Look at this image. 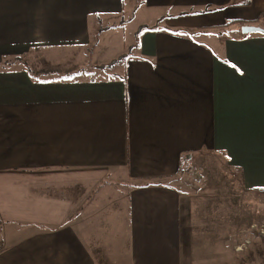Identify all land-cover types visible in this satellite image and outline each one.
<instances>
[{
	"label": "crops",
	"instance_id": "crops-1",
	"mask_svg": "<svg viewBox=\"0 0 264 264\" xmlns=\"http://www.w3.org/2000/svg\"><path fill=\"white\" fill-rule=\"evenodd\" d=\"M261 14L264 0H0V264H183L182 169L223 160L264 190V31H241ZM193 232L189 256L207 244Z\"/></svg>",
	"mask_w": 264,
	"mask_h": 264
},
{
	"label": "rangeland",
	"instance_id": "rangeland-1",
	"mask_svg": "<svg viewBox=\"0 0 264 264\" xmlns=\"http://www.w3.org/2000/svg\"><path fill=\"white\" fill-rule=\"evenodd\" d=\"M131 26H128V30ZM36 56H41V51ZM11 61L26 64L30 70H45L44 60L36 59L35 55L33 58L22 55ZM100 66L78 71V66L56 65L52 66V71L62 72L64 76H89L92 70ZM197 167L189 164L180 171L179 176L173 178V181L183 182L181 185L186 190L185 195L192 203V210L189 204L182 205V244L185 247L183 264H264V192L243 190L234 185V181L239 180L238 173L223 160L214 162L210 170L211 177ZM228 169L232 173L226 175ZM62 193L70 196L76 193V196L83 199V194L80 193V196L76 191ZM78 203L75 201V207ZM190 227L194 229L193 234L202 236L203 242L207 243L202 248L199 244V249L191 252V256L187 250V246L191 250ZM210 228L218 231L208 233L207 229ZM120 230L121 224L115 218L101 227V233L106 237L121 233ZM193 241L199 243L197 239ZM97 255L105 264H111L105 261L99 251Z\"/></svg>",
	"mask_w": 264,
	"mask_h": 264
},
{
	"label": "water",
	"instance_id": "water-1",
	"mask_svg": "<svg viewBox=\"0 0 264 264\" xmlns=\"http://www.w3.org/2000/svg\"><path fill=\"white\" fill-rule=\"evenodd\" d=\"M241 31L243 34H248V33L257 32V31H264V28L261 26H257V25L247 24L241 27Z\"/></svg>",
	"mask_w": 264,
	"mask_h": 264
},
{
	"label": "trees",
	"instance_id": "trees-1",
	"mask_svg": "<svg viewBox=\"0 0 264 264\" xmlns=\"http://www.w3.org/2000/svg\"><path fill=\"white\" fill-rule=\"evenodd\" d=\"M260 17L263 18V17H264V14H261V15L259 16V18H260ZM231 23H233V22H228V24H231ZM241 25H245V24L242 23ZM143 28H146V27H142V28H140V30L143 29ZM243 35H246V34H243ZM124 57H125V56H122V57H120L119 59H116V60H113V61L109 62L108 64L101 65L100 68H109V67H112V66H114L116 63H118V62H120L121 60H123ZM11 63H12V62H11ZM27 67L29 68L28 65H27ZM261 191L264 192V190H261Z\"/></svg>",
	"mask_w": 264,
	"mask_h": 264
},
{
	"label": "built area",
	"instance_id": "built-area-1",
	"mask_svg": "<svg viewBox=\"0 0 264 264\" xmlns=\"http://www.w3.org/2000/svg\"><path fill=\"white\" fill-rule=\"evenodd\" d=\"M263 232H264V230H263Z\"/></svg>",
	"mask_w": 264,
	"mask_h": 264
}]
</instances>
